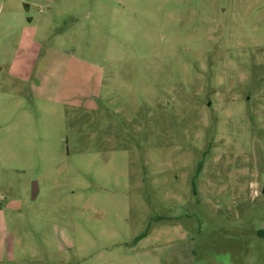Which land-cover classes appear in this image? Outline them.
<instances>
[{
    "label": "rangeland",
    "instance_id": "1",
    "mask_svg": "<svg viewBox=\"0 0 264 264\" xmlns=\"http://www.w3.org/2000/svg\"><path fill=\"white\" fill-rule=\"evenodd\" d=\"M263 186L264 0H0V264H264Z\"/></svg>",
    "mask_w": 264,
    "mask_h": 264
},
{
    "label": "water",
    "instance_id": "2",
    "mask_svg": "<svg viewBox=\"0 0 264 264\" xmlns=\"http://www.w3.org/2000/svg\"><path fill=\"white\" fill-rule=\"evenodd\" d=\"M37 189L36 185H34V191ZM262 191L264 192V186H263V189Z\"/></svg>",
    "mask_w": 264,
    "mask_h": 264
},
{
    "label": "trees",
    "instance_id": "3",
    "mask_svg": "<svg viewBox=\"0 0 264 264\" xmlns=\"http://www.w3.org/2000/svg\"><path fill=\"white\" fill-rule=\"evenodd\" d=\"M200 171V168L198 169V172Z\"/></svg>",
    "mask_w": 264,
    "mask_h": 264
}]
</instances>
